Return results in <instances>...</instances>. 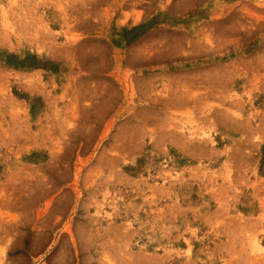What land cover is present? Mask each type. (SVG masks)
I'll list each match as a JSON object with an SVG mask.
<instances>
[{"label":"rangeland","instance_id":"rangeland-1","mask_svg":"<svg viewBox=\"0 0 264 264\" xmlns=\"http://www.w3.org/2000/svg\"><path fill=\"white\" fill-rule=\"evenodd\" d=\"M236 1L118 52L110 0H0V264H264V0Z\"/></svg>","mask_w":264,"mask_h":264},{"label":"crops","instance_id":"crops-1","mask_svg":"<svg viewBox=\"0 0 264 264\" xmlns=\"http://www.w3.org/2000/svg\"><path fill=\"white\" fill-rule=\"evenodd\" d=\"M213 1L212 9H221V0H110L93 21L96 26H101V31L105 27H110L108 31L116 28L111 44L120 52L124 47L121 41L131 39L127 46H135L148 34L160 32L167 26H194L193 17L205 15L206 7ZM124 32H128L127 38H122ZM115 61L116 65L122 64L123 56H116ZM156 62L164 64L162 59Z\"/></svg>","mask_w":264,"mask_h":264}]
</instances>
